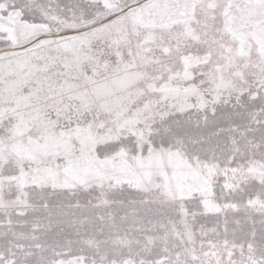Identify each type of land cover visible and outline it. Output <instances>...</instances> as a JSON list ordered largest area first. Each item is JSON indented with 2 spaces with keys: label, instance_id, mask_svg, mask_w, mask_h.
Returning a JSON list of instances; mask_svg holds the SVG:
<instances>
[{
  "label": "snow or ice",
  "instance_id": "obj_1",
  "mask_svg": "<svg viewBox=\"0 0 264 264\" xmlns=\"http://www.w3.org/2000/svg\"><path fill=\"white\" fill-rule=\"evenodd\" d=\"M0 264H264V0H0Z\"/></svg>",
  "mask_w": 264,
  "mask_h": 264
}]
</instances>
